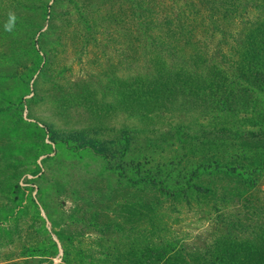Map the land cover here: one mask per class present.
<instances>
[{"label":"rangeland","instance_id":"rangeland-1","mask_svg":"<svg viewBox=\"0 0 264 264\" xmlns=\"http://www.w3.org/2000/svg\"><path fill=\"white\" fill-rule=\"evenodd\" d=\"M252 262L264 0H0V264Z\"/></svg>","mask_w":264,"mask_h":264},{"label":"trees","instance_id":"trees-1","mask_svg":"<svg viewBox=\"0 0 264 264\" xmlns=\"http://www.w3.org/2000/svg\"><path fill=\"white\" fill-rule=\"evenodd\" d=\"M79 149H88L89 151H91L93 154H99V155H103V152H101L95 145L93 144H85L81 147H79ZM251 264H256V263H251Z\"/></svg>","mask_w":264,"mask_h":264},{"label":"clouds","instance_id":"clouds-1","mask_svg":"<svg viewBox=\"0 0 264 264\" xmlns=\"http://www.w3.org/2000/svg\"><path fill=\"white\" fill-rule=\"evenodd\" d=\"M10 19L14 21L15 17L11 16ZM5 27H6V30H11V25L10 24L6 25Z\"/></svg>","mask_w":264,"mask_h":264}]
</instances>
